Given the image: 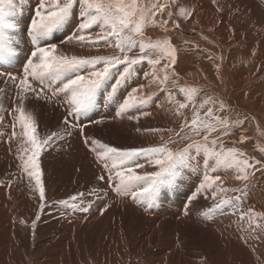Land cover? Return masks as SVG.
<instances>
[{"label": "snow or ice", "instance_id": "snow-or-ice-1", "mask_svg": "<svg viewBox=\"0 0 264 264\" xmlns=\"http://www.w3.org/2000/svg\"><path fill=\"white\" fill-rule=\"evenodd\" d=\"M25 2L26 0H0V68L10 67L21 55L26 61L22 75L0 72V76H7L17 87L16 97L19 103L11 112L14 123L9 139L18 138V156L23 171L29 178H34L35 188L41 201L45 200V187L39 163L41 152L45 146H50L56 140L72 136L75 130L82 137L83 143L96 153L97 159L102 162L106 170V176L100 175L98 179L111 184L117 193L128 194L133 200L145 203L146 210L154 205L162 186L174 185L185 169L196 171L201 167L203 182L197 192L212 189L213 199L218 193L240 192V195L232 197L223 195L219 203L209 208L203 215H208L224 206H232L234 209L239 207L242 197L246 196L247 192L239 188H225L221 176L214 173L220 169H231L236 173L235 179L245 182L246 189L247 181L253 174L249 170L264 169V160L248 157L235 146L225 148L222 137L230 134L233 125H241L243 121L236 120L230 123L228 119L216 115L214 108H217V102L211 98L197 103L196 97L199 91L197 88L179 89L186 96L188 103L175 102V112L183 116L182 110L191 105L192 117L185 118L184 122L178 125L179 131L168 130L172 135L167 140L161 137V143L157 145L126 149L109 146L100 140L90 139L85 133L86 125L74 122L92 107L98 91L106 82L114 79L112 92L115 93L122 83L127 82L132 74L133 65L137 63L147 60L153 66L152 78L162 86H166L171 77L177 75L174 70L169 71L176 63V49L170 38H157L152 41L145 35V29L150 25L167 31L168 20L157 19L158 14L162 17L168 7L167 3H162L160 0H37L34 18L31 19L28 27L23 28L27 38L22 39L19 18ZM77 11L79 23L67 40L81 46H93L104 42L106 46L117 49L115 54L68 55L57 43L49 42L48 37L69 23ZM179 15L184 17L189 16L190 13L180 7ZM168 19H174L170 12ZM28 44L31 46L25 53L24 47ZM137 48L138 55H129ZM154 54L155 58H153ZM161 60H165V63L161 69H157L156 66L161 64ZM120 66H123L122 70H119ZM161 72L162 75H159L158 73ZM61 77L64 79L61 80ZM57 80L60 81V86L51 90L49 95L53 82ZM142 89L143 85L131 90L120 104L117 116L134 111L138 114L128 116V119L139 121L141 115H150L141 109V106L151 99V96L142 94ZM163 90L167 91V88L164 87ZM30 95L35 99L46 101L62 97L61 102L65 105L67 113L63 118V127L40 138L34 116L25 110V101ZM171 95L172 93L169 92V97ZM205 108L202 117L200 110ZM225 109V102L219 101L218 110ZM3 120L4 116L0 114V123H3ZM16 120L20 132L15 130ZM243 139L242 137L241 142ZM176 144L182 146L174 148L173 145ZM261 151L264 152V149ZM142 159L144 163L140 162ZM145 163L157 170L141 173L138 170L143 169ZM257 165H260V169L256 168ZM83 195L78 193L69 200L74 201L78 196L83 197ZM192 199H195V196ZM69 200L61 203L68 204ZM188 203H191V200ZM44 206V203H41L40 209L43 210ZM89 207L91 205L82 210L87 212ZM185 214H187V205ZM259 217H264V212L257 213L254 209L241 210L239 214L240 220L247 219L250 227Z\"/></svg>", "mask_w": 264, "mask_h": 264}, {"label": "rangeland", "instance_id": "rangeland-1", "mask_svg": "<svg viewBox=\"0 0 264 264\" xmlns=\"http://www.w3.org/2000/svg\"><path fill=\"white\" fill-rule=\"evenodd\" d=\"M58 86L60 81H54L52 90ZM15 87L12 81H0V114L4 116L3 123H0V224L3 225L0 239L3 230L9 234V245L5 246L15 252V264H163L175 254L174 257L179 260L174 264H256L254 257L238 246L230 249L220 247L225 240V226L215 220L213 213L216 210L208 215L203 213L219 203L223 195L229 197L232 192L218 193L215 199L212 189L197 192L199 179L203 177L202 168L196 171L185 169L174 185L162 186L154 205L146 210L145 203L133 200L128 194L117 193L111 184L98 179L100 175L106 176V170L96 153L83 143L75 130L72 136L56 140L41 152L39 159L44 163L39 162L40 168L47 164L49 170L42 173L45 200L41 201L34 178H29L23 171L18 156V138L9 139L14 123L11 112L19 103ZM108 94V98L105 96L107 100L103 97L106 116L96 118L88 126L91 132L86 134L90 139L122 149L161 143L164 133L151 131L160 129L155 119L147 120L149 123L139 119L115 126L114 116L111 118L108 111L113 105L117 114L123 100L117 96V90ZM98 98L97 94L92 108ZM25 110L34 116L40 138L63 127L46 117L41 99L30 95L25 101ZM108 126L112 127L111 130ZM135 129L143 131L141 143ZM15 130L21 131L18 120L15 121ZM164 139L168 138L164 136ZM181 146L178 144L174 148ZM140 162L144 163V160ZM156 170L145 163V167L138 171ZM26 190L27 197L24 196ZM78 193H83V197L69 200ZM16 196L20 197V206H17ZM193 196L195 199H192ZM65 200H69V203H61ZM189 200L191 203H188ZM41 203L45 205L43 210L40 209ZM74 204L77 206L73 207ZM89 205L91 207L84 212L82 209ZM18 216L23 219L31 217L32 220L24 224ZM233 223L231 220L229 225ZM189 225L197 226L201 233L198 232L181 253L180 249L186 242L183 230H188ZM17 238L22 241L17 243ZM215 242L219 253L214 249ZM163 245H166V250L172 251H160ZM157 251L166 252L162 258L153 259ZM9 262L0 256V264Z\"/></svg>", "mask_w": 264, "mask_h": 264}, {"label": "bare ground", "instance_id": "bare-ground-1", "mask_svg": "<svg viewBox=\"0 0 264 264\" xmlns=\"http://www.w3.org/2000/svg\"><path fill=\"white\" fill-rule=\"evenodd\" d=\"M160 2L168 4L162 17L159 14L157 16L158 20H168L167 31L165 32L161 27L150 25L145 29V35L152 41L157 38H170L176 49V63L171 66L169 71L174 70L177 75L172 76L166 86H162L152 78L153 66L145 60L133 65L132 74L128 77L127 82L117 88V96L124 100L133 88L143 85L142 94L151 96V99L147 104L142 105L141 109L150 115H141L140 119L145 123L155 119L160 124L161 134L163 132L164 136L168 138L172 135V132L168 130L179 131L178 125L182 124L185 118L191 119L193 114L191 105L182 110L183 116H179L175 112V102L188 103L186 96L179 89L195 87L199 90L196 97L197 103L203 99L211 98L217 102V108H214L216 115L228 119L230 123L236 120L243 121L241 125H233L230 128V134L222 137L225 148L235 146L248 157L264 160V152L261 151L264 149V0H160ZM36 5L37 0H31L27 7L25 2L24 10L19 18L22 26H24L23 22L30 24L31 19L34 18ZM180 7L185 8L190 15L180 16ZM169 12L174 19H168ZM78 23L77 11L69 23L48 37L49 42L57 43L59 48L68 55L107 56L117 52V49L106 46L104 42L93 46H81L74 41L69 42L67 37L76 29ZM176 24L179 26L176 27ZM133 54L138 55L139 49H134L132 53H129V55ZM153 58H155V54ZM20 63L18 61L13 64L16 76L22 75L23 72L20 71ZM164 63L165 60H161V64L156 66L157 69H161ZM122 68L123 66H120L119 70ZM158 74L162 75V72ZM61 78L64 79V77ZM0 81L11 80L7 76H0ZM113 84L114 79L106 82L98 92L99 98L95 107H90L89 112L82 114L74 121L77 124L86 125L87 123L85 133L91 132L88 126L93 120L106 116L103 97L104 99L108 98L107 94L112 91ZM36 86L39 87V85ZM164 87L167 88V91L163 90ZM14 90L16 93L17 87ZM51 90H49V95H51ZM169 92L172 93L171 97H169ZM41 100L46 117L57 121V126L63 125V118L67 113L65 105L61 102L62 97H55L50 101ZM219 101L225 102L226 109L224 111L218 110ZM205 111L206 108L200 110L202 117ZM115 113L116 107L111 105L108 114L111 118L114 116L115 126L133 121L129 120L128 116L138 114L129 111L123 116H117ZM111 128L108 126L109 130ZM135 131H137L135 135H139V143H141L143 131H139V129H135ZM75 133L79 138H82L77 132ZM145 135H149V133H145ZM164 136L162 137L164 138ZM242 137L244 139L241 142ZM196 139H200V137H196ZM129 141L133 143L132 140L129 139ZM39 162L44 163L41 160ZM256 168L260 169V165H257ZM249 171L253 174L247 181L246 189L244 181L235 179L236 173L233 170L220 169L214 173V175L221 176L225 188H239L246 191L247 195L242 197L239 207L234 209L232 206H224L216 210L213 216L218 223H223L225 226L223 236L225 240L220 244L222 249L238 246L248 251L254 257L256 264H264V217L257 218L251 227L247 219L240 220L239 218L241 210L254 209L257 213L264 212V169L255 171L250 169ZM41 172H49L47 164H43ZM201 172L203 173V170ZM232 181L235 183L233 184ZM202 182L203 177L199 179V184ZM235 195H240V192H232L229 197ZM24 196H28V191ZM16 202L17 206H20L19 196H16ZM18 218L24 224H28L32 220L31 217L23 219L18 216ZM231 220L234 223L229 225ZM0 229H3L1 224ZM197 229V226L189 225L188 230H183L186 242L180 249L181 253L187 243L196 237L199 232ZM7 236L9 234L3 230L0 244L4 246H0V256L9 260V264H15V252L12 248L5 246L9 245ZM138 236L140 235L138 234ZM21 241L20 238L16 239L17 243ZM165 246L163 245L160 251L166 250ZM214 249L219 253L216 242ZM165 252L157 251L152 258H162ZM174 256L165 260L163 264H174L179 260Z\"/></svg>", "mask_w": 264, "mask_h": 264}, {"label": "crops", "instance_id": "crops-1", "mask_svg": "<svg viewBox=\"0 0 264 264\" xmlns=\"http://www.w3.org/2000/svg\"><path fill=\"white\" fill-rule=\"evenodd\" d=\"M31 3V0H26V5L29 6Z\"/></svg>", "mask_w": 264, "mask_h": 264}]
</instances>
